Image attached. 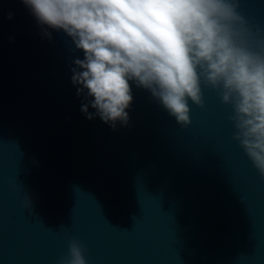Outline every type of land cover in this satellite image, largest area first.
I'll return each instance as SVG.
<instances>
[{
    "label": "water",
    "instance_id": "obj_1",
    "mask_svg": "<svg viewBox=\"0 0 264 264\" xmlns=\"http://www.w3.org/2000/svg\"><path fill=\"white\" fill-rule=\"evenodd\" d=\"M239 10L264 38V0ZM76 59L63 30L0 0V264H59L71 239L86 264H264V177L218 91L202 85L181 126L129 81L113 130L81 111Z\"/></svg>",
    "mask_w": 264,
    "mask_h": 264
},
{
    "label": "clouds",
    "instance_id": "obj_2",
    "mask_svg": "<svg viewBox=\"0 0 264 264\" xmlns=\"http://www.w3.org/2000/svg\"><path fill=\"white\" fill-rule=\"evenodd\" d=\"M21 2L38 24L63 30L83 51L72 83L78 96L86 90L92 98L81 107L87 119L98 116L113 130L117 121L127 124L134 81L187 126L189 101L204 105L203 85L231 106L232 138L264 177V38L240 12V0ZM84 250L69 240L59 264H86Z\"/></svg>",
    "mask_w": 264,
    "mask_h": 264
}]
</instances>
